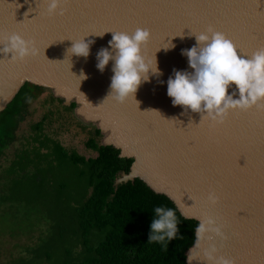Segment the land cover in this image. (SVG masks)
Instances as JSON below:
<instances>
[{
    "label": "water",
    "instance_id": "water-1",
    "mask_svg": "<svg viewBox=\"0 0 264 264\" xmlns=\"http://www.w3.org/2000/svg\"><path fill=\"white\" fill-rule=\"evenodd\" d=\"M47 6L48 0H0V112L31 82L105 122L121 116L135 135L116 131L103 144L135 161L117 183L140 176L173 199L170 190L188 194L192 210L174 199L183 214L200 223V216L211 219L219 230L200 236L188 252L196 264H215L221 257L232 264H264V100L248 110L230 109L221 123L203 108L174 105L167 92L176 71L194 73L185 51L198 46L196 35L209 27L242 48L245 58L264 48V0H67L64 14H49ZM137 28L151 33L142 52L159 73L149 70L135 95L121 102L111 89L115 60L101 71L98 54H116L109 29L131 35ZM13 34L34 42L37 54L12 59L15 53L3 49ZM81 41L89 45L87 56L71 51ZM228 93L240 98L234 83ZM156 173L164 177L161 185L152 180ZM213 194L215 202L209 199ZM213 249L210 260L205 252Z\"/></svg>",
    "mask_w": 264,
    "mask_h": 264
},
{
    "label": "trees",
    "instance_id": "trees-1",
    "mask_svg": "<svg viewBox=\"0 0 264 264\" xmlns=\"http://www.w3.org/2000/svg\"><path fill=\"white\" fill-rule=\"evenodd\" d=\"M45 90L26 82L0 112V155L14 136L18 116ZM76 106V102L70 105ZM42 125L38 122L36 128ZM101 135L95 127L87 141L88 148L97 152L94 157L70 151L40 134L35 138L37 146L13 161L6 174L17 176V181L2 201L26 203L28 214L34 210L39 215L40 222L33 227L41 231L37 241L23 245L22 254L9 264H189L188 252L200 240L196 233L200 221L186 217L170 195L156 191L140 176L117 183L123 173L132 171L135 158L122 157L120 148L100 143ZM33 167L43 175L36 177V184L27 182ZM32 203L35 207L28 208ZM159 206L174 209L180 221L177 237L166 246L149 243L151 224L157 218L154 209ZM45 208L51 220L47 234ZM191 264H196L195 254Z\"/></svg>",
    "mask_w": 264,
    "mask_h": 264
},
{
    "label": "clouds",
    "instance_id": "clouds-1",
    "mask_svg": "<svg viewBox=\"0 0 264 264\" xmlns=\"http://www.w3.org/2000/svg\"><path fill=\"white\" fill-rule=\"evenodd\" d=\"M66 2L67 0H48V13L55 14L59 9L64 14L65 9L61 6ZM150 37V31L145 28H137L131 35L127 32H115L110 42L116 50L115 56L107 49L98 54L97 66L101 71L110 60H115L111 89L115 98L121 102L135 95L141 83L148 79L149 70L159 73L157 63L152 67L142 52V46ZM196 39L198 46L185 51L194 73L176 71L174 77L167 82V92L173 98L174 105H183L193 111L203 108L212 115L213 120L222 123L230 109L248 110L264 100V48L245 58L224 33L212 27L196 35ZM9 41V46L3 51L14 52V60H23L37 54L34 42L25 40L19 34L11 35ZM71 51L76 55L87 56L89 45L83 41L77 42ZM233 83L238 86L239 99H233L228 93V88ZM209 199L215 202L216 197L213 194ZM154 211L157 218L151 224L149 243L166 246L167 242L177 237L180 221L172 208L159 206ZM213 225L214 221L211 219L202 221L196 233L202 237L209 231H219ZM214 251L205 252L208 259H215ZM188 261L191 264V252ZM215 264L232 262L221 257L215 259Z\"/></svg>",
    "mask_w": 264,
    "mask_h": 264
},
{
    "label": "rangeland",
    "instance_id": "rangeland-1",
    "mask_svg": "<svg viewBox=\"0 0 264 264\" xmlns=\"http://www.w3.org/2000/svg\"><path fill=\"white\" fill-rule=\"evenodd\" d=\"M71 103L72 101H67L65 98L57 96L53 90L46 88L18 116V124L14 136L9 141L4 154L0 155V264H9L12 259L20 256L23 252V245L37 241L41 231L40 227H33L40 222L39 215L34 210L31 211V215L28 214L26 203L2 201L3 197L12 189L15 181H17V176L9 177L6 173L11 165L14 164L13 161L15 159L16 161L19 160L20 156L18 154L37 146L35 138L40 134L53 138L61 142L68 150L77 151L86 157L97 156V152L87 146L88 139L94 135L95 127L104 128L102 135L98 137V141L102 144L107 142L108 139H112L113 135L117 133L116 131L120 133L125 130L127 137L135 135L134 132L130 130L128 132V129H125L128 124L125 121L126 126L124 127L122 121H120L122 119L121 116H119L118 120L113 117L112 124L111 122H105L97 113L88 108H82V111L77 108L78 105L75 108H71ZM106 114L113 116L107 110ZM93 117L97 118V120H93ZM88 118H91V120ZM38 122H43L40 130L36 128ZM27 173L31 177L27 179V182H32L33 184H36L39 180L38 178L43 176H39L34 167L30 168ZM162 174L156 173V177L151 178L158 185H161L160 181L164 179ZM37 176L38 178H36ZM124 178L125 175L122 174L119 179ZM17 191L21 193L20 190ZM31 192L34 193V190H31ZM170 193L174 199L180 203L181 201L184 202L188 209L192 210V201H190L185 191L177 194L174 190H170ZM34 207L35 205L32 203L28 208ZM48 209L45 208L43 212L46 218L44 232H46V226L49 230L51 222ZM30 229L31 231H29Z\"/></svg>",
    "mask_w": 264,
    "mask_h": 264
},
{
    "label": "snow or ice",
    "instance_id": "snow-or-ice-1",
    "mask_svg": "<svg viewBox=\"0 0 264 264\" xmlns=\"http://www.w3.org/2000/svg\"><path fill=\"white\" fill-rule=\"evenodd\" d=\"M109 31H114V32H116V31H118V30H114V29H109ZM239 52L241 53V54H244V55H246V53H244V51L242 50V48H240L239 47Z\"/></svg>",
    "mask_w": 264,
    "mask_h": 264
},
{
    "label": "bare ground",
    "instance_id": "bare-ground-1",
    "mask_svg": "<svg viewBox=\"0 0 264 264\" xmlns=\"http://www.w3.org/2000/svg\"><path fill=\"white\" fill-rule=\"evenodd\" d=\"M136 171H137V172H140V171H144V169H143V168H137Z\"/></svg>",
    "mask_w": 264,
    "mask_h": 264
}]
</instances>
